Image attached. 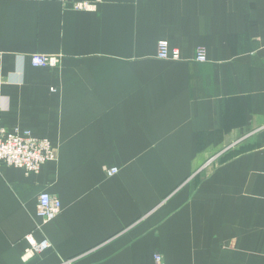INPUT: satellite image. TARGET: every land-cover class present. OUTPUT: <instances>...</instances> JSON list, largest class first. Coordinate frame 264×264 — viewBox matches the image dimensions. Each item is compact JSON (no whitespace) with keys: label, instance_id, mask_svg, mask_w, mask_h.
<instances>
[{"label":"crops","instance_id":"crops-1","mask_svg":"<svg viewBox=\"0 0 264 264\" xmlns=\"http://www.w3.org/2000/svg\"><path fill=\"white\" fill-rule=\"evenodd\" d=\"M0 126L57 153L0 166V264H264V0H0Z\"/></svg>","mask_w":264,"mask_h":264},{"label":"built area","instance_id":"built-area-1","mask_svg":"<svg viewBox=\"0 0 264 264\" xmlns=\"http://www.w3.org/2000/svg\"><path fill=\"white\" fill-rule=\"evenodd\" d=\"M156 57L161 60L178 61L181 58L178 49L169 47L168 42L159 41L157 43ZM51 60L56 57L34 54L29 56V62L34 68H46L50 66ZM194 60L199 63L206 62V50L197 48L194 53ZM57 153L48 139L33 136L28 130L19 128H7L0 126V166H9L22 170L25 175L37 174L42 165L47 162H56ZM107 176L117 174V168H105ZM61 212V203L48 192H41L37 197L36 217L41 224L36 225V230L41 232V226L56 218ZM30 250L41 253L51 247L47 239L36 241L30 234L26 237ZM157 264H162L160 255H155Z\"/></svg>","mask_w":264,"mask_h":264},{"label":"rangeland","instance_id":"rangeland-1","mask_svg":"<svg viewBox=\"0 0 264 264\" xmlns=\"http://www.w3.org/2000/svg\"><path fill=\"white\" fill-rule=\"evenodd\" d=\"M31 56V55H30ZM29 236V235H28ZM27 237V236H26ZM27 241V240H26ZM28 242V241H27ZM29 244V243H28ZM30 247V246H29ZM48 250V249H47ZM35 254H39V253H35Z\"/></svg>","mask_w":264,"mask_h":264}]
</instances>
